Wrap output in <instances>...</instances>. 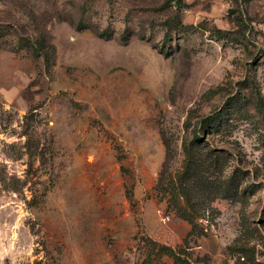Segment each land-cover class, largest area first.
I'll return each mask as SVG.
<instances>
[{
  "label": "rangeland",
  "instance_id": "rangeland-1",
  "mask_svg": "<svg viewBox=\"0 0 264 264\" xmlns=\"http://www.w3.org/2000/svg\"><path fill=\"white\" fill-rule=\"evenodd\" d=\"M263 105L264 0H0V264H264Z\"/></svg>",
  "mask_w": 264,
  "mask_h": 264
},
{
  "label": "crops",
  "instance_id": "crops-1",
  "mask_svg": "<svg viewBox=\"0 0 264 264\" xmlns=\"http://www.w3.org/2000/svg\"><path fill=\"white\" fill-rule=\"evenodd\" d=\"M161 221L163 222L164 219L161 218ZM162 226V228H161ZM163 225L161 223H157V225H151V234L153 237H155L156 239L162 241V242H168V235H173V237L175 238H179L180 240L185 238L187 236V234L190 231V227L187 226L186 224L180 226V227H172L170 229V232H163ZM202 248V247H200ZM225 264V263H224Z\"/></svg>",
  "mask_w": 264,
  "mask_h": 264
},
{
  "label": "trees",
  "instance_id": "trees-1",
  "mask_svg": "<svg viewBox=\"0 0 264 264\" xmlns=\"http://www.w3.org/2000/svg\"><path fill=\"white\" fill-rule=\"evenodd\" d=\"M263 114H264V105H263Z\"/></svg>",
  "mask_w": 264,
  "mask_h": 264
},
{
  "label": "built area",
  "instance_id": "built-area-1",
  "mask_svg": "<svg viewBox=\"0 0 264 264\" xmlns=\"http://www.w3.org/2000/svg\"><path fill=\"white\" fill-rule=\"evenodd\" d=\"M167 220H169V217H166Z\"/></svg>",
  "mask_w": 264,
  "mask_h": 264
}]
</instances>
